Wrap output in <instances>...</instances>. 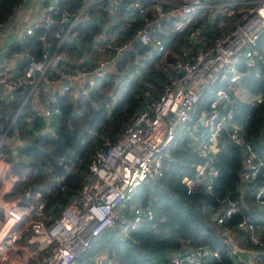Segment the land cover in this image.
<instances>
[{
    "label": "clouds",
    "instance_id": "1",
    "mask_svg": "<svg viewBox=\"0 0 264 264\" xmlns=\"http://www.w3.org/2000/svg\"><path fill=\"white\" fill-rule=\"evenodd\" d=\"M199 3L200 0H158L145 9L141 16L151 17L152 20H172L181 14L192 12L194 9L190 6ZM48 10L52 11V5H49ZM79 12L77 9L71 16H77ZM228 16L232 17V20L227 26V31L209 43H200L198 54L194 59H188L185 64H175L173 67L174 61L167 56L165 50L160 59L153 63L155 76L145 75L147 82L131 96V103L125 97H121L123 103L114 101V94L120 83L116 77L123 79L125 74L130 75L131 68L137 61L134 60L122 72L111 74L113 57L107 54L96 55L100 50L95 48L92 56L84 51V54L74 59L66 58L62 52L52 55L56 50L44 35L38 37L42 42V56L39 60L27 56V50H23L31 66L22 70V74L15 70L0 74V85L4 86L0 99L11 97L18 92L23 95V85L34 82L36 73L43 71L45 65L49 64L50 57V66L53 68L59 61L65 60V64L56 69L58 79L55 83L59 86L61 94L67 92L71 99L69 117L78 114L75 102L81 95L88 96L94 87L93 77L103 76L105 73H110L111 78L100 90V94L104 103L112 106L111 110H105V120L108 123L100 129L97 137L84 145L75 164H65L63 158L57 161L65 166V173L56 177V183L62 186L53 193L52 198L43 201L39 194H31L32 188L36 186L34 181L22 178L17 171L21 162L17 158V149L30 144L31 141L21 139L18 133L5 138L10 150L7 154H0V264H73L76 258L74 249L80 244L88 247L89 242L83 240V235L89 225L94 224L91 238L95 239L106 229L118 228L122 222L127 221L125 204L128 194L150 178L154 171L151 165L156 163L153 157L160 146L173 142L172 129L168 125L173 118L187 119L193 110H198L201 94L208 86V67L225 68L233 62V56L246 51L248 44L255 43L253 30L259 31L257 25L264 27V0L255 6L240 5L230 11ZM249 17L252 19L249 20ZM40 20H43V17H40ZM59 22L69 23V13H64ZM110 22L116 23L114 18H110ZM183 27L181 25L176 30L182 31ZM233 28L236 29L235 33L231 32ZM199 31L197 28L188 39L198 35ZM143 32V28L135 30L134 35L129 37L123 47H130V42L137 38L145 44H150ZM228 33L239 34L237 41H233L234 44L239 43V47H221L230 42L231 36ZM26 34H33L31 27L27 28ZM3 35L4 33H0V37ZM22 38L23 35L16 37L17 40ZM98 39L99 36L90 37L91 41ZM120 50L122 48H117V53ZM3 51L4 49H0V57ZM18 54L20 53H13L5 63L15 64V56ZM166 60L167 66L161 67ZM81 65L87 70H79ZM220 75L223 76V73ZM236 79L233 76L232 83H235ZM56 91L57 88H52L43 99L35 91L28 97L31 110L35 113V116L30 113L25 118L29 131H33L31 126L35 117L42 118L41 130L44 124L52 125V118L58 114V109L48 110L47 105L55 102L50 101L49 97ZM118 103L120 107L117 109ZM215 107L212 102V108ZM100 110L99 106L94 109ZM0 112H3L2 105ZM206 114L200 113L201 116ZM116 116L119 118L113 123L112 118ZM48 130L55 133L56 128L50 126ZM79 135L87 139L84 132ZM66 179L68 182L64 183ZM21 180L23 182L18 184ZM181 182L190 183L187 179ZM44 183L47 184L48 181ZM29 199L33 202L22 206V202ZM106 259V256H100L101 261Z\"/></svg>",
    "mask_w": 264,
    "mask_h": 264
},
{
    "label": "trees",
    "instance_id": "2",
    "mask_svg": "<svg viewBox=\"0 0 264 264\" xmlns=\"http://www.w3.org/2000/svg\"><path fill=\"white\" fill-rule=\"evenodd\" d=\"M22 1L0 0V25L10 21L15 9L22 4ZM129 1L122 0L120 7ZM81 3L82 0H62L61 5L73 13ZM121 11L123 12V9ZM110 18L111 14L107 5L104 2L95 3L87 9L86 16L74 26L75 40L64 41L57 46L58 39L55 37V33L64 34L65 30L61 26L44 25L35 29L32 36L27 35L19 42H4L3 45L7 49L6 56L9 58L13 53H20L15 56V62L17 61L18 70L21 71L28 61L23 50H27L29 57L40 58L42 54V42L38 38L40 35H45V39L52 45V48H58V51L64 53L68 59L78 58L84 54V51L92 56L95 41L90 40L91 36L103 38L109 33H116V43L121 44L129 40V37L134 35L135 30L142 23L140 20L130 22L129 25H126L125 21L111 23ZM227 18L217 15L212 20H201L202 31L209 37L221 35L222 32L218 24L221 20L227 21ZM173 21V19H166L160 25V32L167 38L165 48L160 53L154 52L151 46L142 48L139 44L134 43L133 48L126 49L121 57L116 59L114 67L118 72H122L134 60L137 61L134 65L137 72L135 75L125 74L123 79L116 77L120 83L114 94V101L119 100L120 103H123L121 97H125L131 103V96L147 82L144 79L145 75L155 76V70L152 68L153 63L160 59L165 50H167V56L174 61L180 52L191 47L185 32L174 31ZM12 22L13 20L9 22V25ZM138 53H146L147 58L139 60ZM19 56H21L20 59H18ZM63 64H65V60L59 61L55 68L49 66L46 72L49 78H56V69ZM166 66L167 60L162 63L161 67ZM81 68L84 66L81 65ZM240 70L245 73L247 67L241 64ZM259 71V77L244 75L239 83L251 96L257 94L264 96V66H260ZM110 72L114 74L113 71ZM110 78V73H106L104 77L96 81L88 96L78 98L75 102L78 114L70 117L68 116L72 108L70 97L58 95L55 92L52 95L55 102L51 109H58V114L52 118V125H43V130H41L43 123L41 117H35L31 126L33 131L28 130L25 120L30 115L28 111L16 118L17 133L20 138L31 141L30 144L22 146L21 150H17V158L21 161L19 165L24 169L25 177L34 181L36 189L44 190L46 188L47 184L44 182L50 180L49 169L53 170L55 177L64 174L65 166L58 164L57 161L69 157L77 160L84 145L97 137L100 129L108 123L105 120V110H111L112 106L109 105V108L106 106L100 90L106 83H109ZM27 90L28 88L23 86L24 94H18L17 102L22 101ZM230 97L232 101L229 108L233 112L232 122L241 127L245 140L251 143L253 148L264 157V101L260 104H250L235 98L233 92L230 93ZM14 103L0 102V105L3 106L2 113L9 120L15 115L17 105ZM96 106H99L101 110L94 111ZM119 107L120 104H116V108ZM202 108L203 104H200L193 115L197 116ZM221 112L224 111L221 110ZM118 118V116L113 117L112 122L115 123ZM50 126H55V133L48 130ZM88 130H95L97 135H88ZM81 132L87 136L85 143L81 142L82 136L79 135ZM217 140L219 149L214 156V161L219 166H225L227 172L215 180L211 194L204 193L201 187L194 188L192 193H187V187L181 182L182 179L193 177L196 166L207 161L208 158H204L196 152L188 138L177 139L170 149L171 161L165 163L167 168L164 170L163 176L158 179L156 184H146L138 190L137 198L142 201L143 205L150 206L153 220L144 221L136 231L127 236H120L118 228L106 230L100 237L94 239L90 248L83 255L85 263L96 264V257L105 254L114 264H172L171 256L173 254H184L198 247H206L218 251L219 257L210 258L201 264H234L237 257L229 244L234 246V241L241 235H243L241 249L256 251L264 248V213L248 211L249 203L254 202L250 196L251 191L257 185L255 183L241 184L242 149L231 142L225 129L220 131ZM67 182L66 179L64 183ZM240 188L246 191L243 198L240 195ZM52 196L53 194L49 198ZM223 198L236 203L240 212L233 214L224 224L218 225L212 218V212L226 205V202L224 204L217 202ZM242 214L248 216L258 229L261 237L260 246L248 244L245 234L236 229V223L241 219ZM240 264L243 263L240 262Z\"/></svg>",
    "mask_w": 264,
    "mask_h": 264
},
{
    "label": "built area",
    "instance_id": "3",
    "mask_svg": "<svg viewBox=\"0 0 264 264\" xmlns=\"http://www.w3.org/2000/svg\"><path fill=\"white\" fill-rule=\"evenodd\" d=\"M121 1L122 0H87L85 3L84 0H82V3L78 8L80 10L79 15L73 17L71 16V12L62 7V0H23L22 4L15 9L14 15L11 17L10 21L14 19L16 14L23 10L33 12V14L36 15L43 13L40 16L43 17V21L41 22L39 19L35 20L36 23H29L24 29V32L21 34L23 35L22 39L27 36V28L29 27L32 28L34 34L35 29L44 25L61 26L65 30L64 34H60L58 32L55 33V37L58 39L57 46H59L64 41L75 40L76 32L74 31V26L86 16L87 9L91 5L104 2L110 10L111 18H114L116 22L125 21L126 25H129L130 22L140 20L142 23L137 29L143 28L144 36L147 37L148 41L151 43L145 44L144 41H142L140 38H137L130 42V47H123V45L129 40L118 44L116 43L117 34L109 33L104 35L103 38H100L101 41H99V39L95 40L94 48L100 50L99 52L95 53L96 55L107 54L109 57L114 58L115 64L116 59L121 57V54L126 49L133 48L134 43L139 44L142 48L151 46L154 52L157 53H160L162 50H164L167 38H165V35L160 32V25L166 19L152 20L151 17L142 18L141 16L145 9L150 8L153 4L157 3L158 0H130L129 3L120 7ZM260 2L261 0H220L219 2H216L215 0H200L199 4L191 5L190 7L194 9L192 12L181 14L173 19L174 31L178 33L185 32L187 38L191 36L192 32H194L197 28H199L200 31L198 35L193 37L191 40L188 39L191 47L180 52L179 56H177V58L174 60L173 67H175V64H185L188 59H194L198 54L197 48L199 47L200 43H209L211 40L217 37H209L208 35L204 34L202 31V26L200 25L201 20H212L217 15L228 17L227 19L229 20L232 19V17H229L228 13L230 11H234L240 5L255 6ZM49 5H52V11L48 10ZM121 9H123V12ZM38 12L40 13L38 14ZM66 12L69 13V23L62 24L59 21ZM203 13L205 14L203 15ZM213 13H215V15H213ZM251 19L252 17H249V20ZM10 21L0 25V33H4V35L0 37V49H4L2 57H0V74H7L13 70L21 72L22 74V70L31 66V62L29 60L21 71L18 70L19 67L17 61L14 68L11 66L12 63H5L8 58L6 56L7 49L3 43L5 40V30L9 26ZM177 21L179 23H177ZM223 21L225 20H222V22L218 24L219 27L224 24ZM146 24L147 27H145ZM181 25L184 26L182 31H177L176 29L181 27ZM257 27L259 28V31H255V29L253 30L256 37L255 43L248 44L246 46V51L238 52L235 56H233V62L230 65H227L225 68L221 69H217L216 66H210L207 68L206 76L208 78V86L201 94L199 105L203 104V108L198 112L197 116L193 115L196 112V110H193L192 114L187 117V119L184 117H176L173 118L172 122L168 125V127L172 129L171 135L173 136V142L167 146H160V148L157 150V153L153 157L156 163L151 165V168L154 169V171L150 174V178L146 179L144 182H141L135 190L128 194L125 204V213L127 214L128 219L126 222H122L120 227H118V234L120 236H127L131 232L136 231L144 221L153 220V213L150 206L143 205L142 201L137 198L138 190L143 185L156 184L158 179L163 176L164 170L167 168L165 163L171 161L170 149L172 148L174 142H176V140L181 137L186 139L188 138V141L191 142L194 150L201 154L204 158H208L207 161L196 166L195 175L193 177H185L182 179H187L190 181L189 184H185L187 187V193H192L194 188L201 187L204 193L211 194L215 180L221 178L227 172L225 166H219L214 161V156L219 149L217 139L222 129L227 130L231 142L242 149L243 169L240 173L241 184L255 183L257 185L256 188L251 191L250 196L258 205L259 210L264 213V157L253 148L251 143L245 140L241 127L236 126V124L232 122L233 112L229 108L232 101L230 93L233 92L235 98L239 99L238 93H236L237 86L241 87V90L246 92V90L239 84L241 78L244 75H253L255 77H259L260 66H264V27H260L259 25H257ZM189 29H191V31H189ZM231 32L235 33L236 29L233 28ZM57 33L59 34L58 36L56 35ZM228 34L231 36L230 42L228 44L221 45V47L226 49L239 47V43H233V41H237V36L239 34ZM21 40H17L15 36V38L10 39L9 42H19ZM117 48H122V50L117 53ZM55 50V52H52V55L59 53L58 48ZM49 51L51 52V50ZM135 52H137V50H135ZM185 53L186 55H184ZM41 56L42 54L40 55V58ZM137 56L139 60L141 58H147L146 53H138ZM50 61L51 57L49 64L45 65L43 71L36 73V78L34 79L33 83H25V85H23L26 86L28 90L25 92L21 102H17L19 92L11 97H4L3 99H0V102L4 101L7 104L15 102L14 104L17 105L15 108V115L11 120H9L6 115L0 112V154H7L10 150V145L5 142V138L11 137L17 133L15 122L16 118L19 115H24L26 111L32 115H35L28 103V97L33 91L39 93L42 99L44 96L48 95V92H50L52 88H57L56 94L62 95L61 91L59 90V86L55 83L58 77L49 78V76L46 74L47 69L50 66ZM114 64L110 71L117 73L118 71L114 67ZM241 64L247 67L245 73L240 70ZM79 70L87 69L81 68ZM136 72L137 68L134 66L131 68L130 75H135ZM220 73H223V76H221ZM105 75L106 73L103 76L93 77V84L95 85L96 81ZM233 76L237 78L235 83H232ZM85 87H87V85H85ZM3 89L4 86L0 85V96L3 95ZM69 91H71V89H69ZM63 95H68V93L65 92ZM80 97L85 96L81 95ZM49 100L53 101V97L50 96ZM243 101L249 102L250 104H260L264 101V96L261 94L252 96L248 94L247 99ZM212 102H214L216 105L214 109L212 108ZM52 104L53 103L47 105L48 110H51ZM106 106L108 108L110 107L108 104ZM221 110L224 112L222 113ZM201 112L207 114L201 116ZM88 135L96 136L97 132L95 130H88ZM86 141L87 139L82 137L81 142L85 143ZM21 149L22 147H19L17 150ZM63 159L65 162H68V164H75L76 161V159L72 157ZM17 171L22 178L25 177V171L20 165L18 166ZM48 175L50 176V180L44 190H38L35 186L32 188L31 194L33 196L39 194L41 201L49 199L53 192L58 191V189L62 186L61 184L56 183V177L53 175L52 169L48 170ZM21 181H18L17 183ZM245 192L246 191L243 188H240L241 198L244 197ZM32 202L33 201L30 199L24 200L22 202V206ZM217 202L220 204H224V202H226L225 206L223 205L220 209L212 212V218L215 217L214 220L218 225L224 224L233 214L240 212L237 204L234 202H229L226 198L219 199ZM240 225H243V227H240ZM93 227L94 224L89 225L88 229L85 230L83 235V240L89 242L88 247L80 244L74 249L76 258L73 261V264H86L83 259V255L90 248L92 242L94 241V239L91 238V229ZM110 229L112 228L106 230ZM236 229L242 231L245 234L247 237L246 242L251 246L261 245V237L258 229L256 226H254L253 221L245 214H242L241 219L236 223ZM235 248L239 249L237 247ZM250 252L252 253V264H264V248ZM101 256L106 255L104 254ZM213 257H219L218 251L210 250L206 247H198L184 254H173L171 256V262L172 264H201ZM95 262L96 264H114V262L109 258L101 261L100 256L96 257ZM234 264H237L236 261Z\"/></svg>",
    "mask_w": 264,
    "mask_h": 264
},
{
    "label": "crops",
    "instance_id": "4",
    "mask_svg": "<svg viewBox=\"0 0 264 264\" xmlns=\"http://www.w3.org/2000/svg\"><path fill=\"white\" fill-rule=\"evenodd\" d=\"M42 14L43 13H41V15ZM41 15L33 14V12H30V11H24V10L23 11H20L14 17L12 24H10L6 28L4 42L6 43L10 39H14L15 36L17 37L18 35H21L24 32V29L27 27V25L29 23H31L32 21L39 20L40 19L39 17ZM26 21H27V23H26ZM11 66L14 68L16 66V62H15V64H11ZM258 213H260V212H258ZM240 250H245V249H240ZM247 251H250V250H247ZM251 260H252V257H251L250 261ZM240 262H242V261L239 258H237L236 263L237 264H240Z\"/></svg>",
    "mask_w": 264,
    "mask_h": 264
},
{
    "label": "rangeland",
    "instance_id": "5",
    "mask_svg": "<svg viewBox=\"0 0 264 264\" xmlns=\"http://www.w3.org/2000/svg\"><path fill=\"white\" fill-rule=\"evenodd\" d=\"M216 2H219L220 0H215ZM205 13H203V15H204ZM231 20L232 19H229V20H227L226 22L225 21H223V25L221 26V27H219V29H221V32L222 33H224L226 30H227V26H228V24L231 22ZM220 22H222V20L220 21ZM219 22V23H220ZM236 93H238V98H239V100H245V99H247V97H248V94L246 93V92H244V91H242L241 90V87H239V86H237L236 87ZM241 98V99H240ZM248 211L249 212H251V211H254V212H260V210H259V208H258V206L254 203V202H251V203H249V206H248ZM241 238H243V235H241V236H238V239H236L235 241H234V246L235 247H237V248H239V249H241V247H243L242 245V241H241ZM237 259V258H236Z\"/></svg>",
    "mask_w": 264,
    "mask_h": 264
},
{
    "label": "water",
    "instance_id": "6",
    "mask_svg": "<svg viewBox=\"0 0 264 264\" xmlns=\"http://www.w3.org/2000/svg\"><path fill=\"white\" fill-rule=\"evenodd\" d=\"M18 58H20V56ZM229 246L233 249L234 254L243 262V264H252L250 261L252 253L250 251L236 249L232 244H229Z\"/></svg>",
    "mask_w": 264,
    "mask_h": 264
}]
</instances>
